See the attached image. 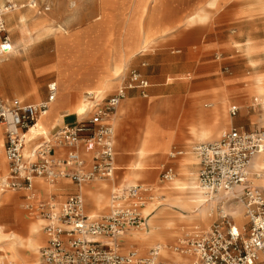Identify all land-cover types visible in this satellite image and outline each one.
<instances>
[{"label": "built area", "instance_id": "obj_1", "mask_svg": "<svg viewBox=\"0 0 264 264\" xmlns=\"http://www.w3.org/2000/svg\"><path fill=\"white\" fill-rule=\"evenodd\" d=\"M16 8L7 1L0 8V53L11 51L6 32L5 14ZM44 10H49L44 6ZM143 65H146L143 63ZM150 82L138 69L122 75L116 91L101 97L86 94L88 113L72 123L47 132L44 128L34 137L27 133L45 115L57 98V84L48 85V96L38 103L19 98H0V124L5 130L4 152L8 174L0 176V190H26L24 207L46 223L48 241L41 248L36 264H264V192L246 184L253 159L264 152V127L232 126L221 131L218 139L194 147L199 155V187L210 199L229 193L243 206L245 222L238 226L232 214L220 210L219 220L207 229L195 228L185 239L170 246L180 258L163 256L162 244L152 247L147 255L137 248L121 250L123 237L130 231L147 226L143 209L157 198V187L139 182L115 187L106 212L92 214L87 210L83 193L85 184L113 179L116 174V136L114 116L129 92L139 90L149 96ZM238 106L230 107L236 115ZM30 145L29 156L24 149ZM181 150H173L175 158ZM252 175L259 178L261 172ZM176 177L172 165L164 164L161 183ZM37 179L49 184L69 180L76 191L59 201L56 196L36 202L33 191Z\"/></svg>", "mask_w": 264, "mask_h": 264}, {"label": "bare ground", "instance_id": "obj_2", "mask_svg": "<svg viewBox=\"0 0 264 264\" xmlns=\"http://www.w3.org/2000/svg\"><path fill=\"white\" fill-rule=\"evenodd\" d=\"M92 1V0H89ZM258 4H264V0H253ZM163 0H100L101 13L95 21L92 19L91 11H79L78 0H70L68 6L66 1L59 8L51 13H45L31 22L26 13L20 9L28 7L33 9L36 4L33 0H28L20 5L17 3L16 9L9 11L6 15L8 22L14 18L15 23L9 24L7 30L17 33V40L10 53L0 54V85L9 86L14 92L19 93L21 99L28 96L23 92L31 89L34 100L41 98V80L48 74L53 73L58 77L57 97L50 106L49 111L42 115L38 123L31 127L27 133L28 138L35 136L39 127L47 130L53 129L61 122L63 115L56 110L59 103H63V110L66 113L76 114L83 118L88 113L86 103L87 93H97L101 96L107 95L120 85L122 75L132 58L151 48L158 39L172 34L176 27H180L181 21L175 26L164 25L157 21L156 15L159 5ZM226 0H207L203 6L198 7V11L188 16L186 24L204 22L208 18L207 8L219 10L224 6ZM0 0V8L3 6ZM129 12V14L127 13ZM62 19H52L53 15ZM150 14L147 19V15ZM120 17L122 23L113 27L116 18ZM87 23L84 31H73L77 25ZM98 24H105V30L101 37L94 36L93 27ZM118 31V32H117ZM116 33H118L116 43ZM43 37L51 38L53 50L46 49L41 55L31 56L28 53L30 42ZM104 43L116 52V59L108 73L100 76L92 87H84V74L91 69V47L94 44ZM244 51L249 57L253 53L264 50V45H257L251 39L243 43ZM254 67L256 62L250 60ZM77 67V69H75ZM175 78H169L174 80ZM180 80H189L191 76L179 77ZM245 88L231 94L234 97L256 96L263 103L264 108V72L251 75L245 82ZM80 88V94L76 101L72 99V92L75 88ZM231 95L227 93L223 98L212 102L214 121L204 124L201 127H192L191 132L196 134L198 139L207 140L210 136L219 138L221 131L227 128L231 122V117L227 112L228 102ZM130 107L131 104H128ZM157 105H153L152 110L147 112L148 119L141 133L142 143L135 153V161L129 171L124 175V180L128 185L136 184V181L147 174L149 170L163 166L157 164L155 158L159 154L171 153L173 144L178 141L183 132L184 123L167 122L152 116ZM243 107H248L246 102ZM121 108V105L119 106ZM118 112V111H117ZM261 122L264 123V113ZM195 147V146H194ZM25 156H29V148L24 149ZM166 162V161H165ZM182 167V177L174 178L165 187L168 198L155 203L150 202L143 209L145 215H149L147 228L141 230H130L124 237L127 246L141 247L152 243L162 244L165 248L163 256L177 258L180 257L171 251L169 241L176 242L187 233L185 230L200 225H209L214 217L219 202L226 200L230 203V212L234 216L238 226L245 222L242 204H235L229 193H220L216 197H209L199 187L196 166L200 162L197 153L185 152L174 160ZM0 165L3 171H8L7 160L3 151V136L0 132ZM260 171L261 177L252 175ZM6 175V174H5ZM68 182L69 180H65ZM39 194L44 196L45 191L51 190V185L42 179L38 180ZM139 183V182H138ZM254 184L264 189V152L257 155L250 166V175L246 184ZM109 187L107 182H99L89 186L88 196L93 200L96 207H101L106 199V190ZM21 199L14 190L5 192L0 190V207L10 205L0 215V219L8 218L12 221L18 231H7L6 225L0 223V264H34V259H29L39 252V248L44 245L43 224L46 221L37 217L29 223L24 222V217L19 212ZM226 204V203H225ZM162 207H160V206ZM179 207L181 213L175 208ZM187 213V214H185ZM179 220H184V224L178 225ZM177 226V228H175ZM178 238V239H177ZM125 249V248H124ZM9 262L5 263V260Z\"/></svg>", "mask_w": 264, "mask_h": 264}, {"label": "rangeland", "instance_id": "obj_3", "mask_svg": "<svg viewBox=\"0 0 264 264\" xmlns=\"http://www.w3.org/2000/svg\"><path fill=\"white\" fill-rule=\"evenodd\" d=\"M5 0H3L4 3ZM28 0H16L19 5ZM67 6L70 0H65ZM207 0H163L157 10L156 19L161 24L175 26L178 21H181L180 27H176L171 35L160 38L156 43L147 51L138 54L136 57L129 61L124 73L131 69H139L144 72L152 86L149 98L136 96L128 98L118 108V112L114 116V123L116 126V149L117 158L116 174L113 179L96 180L91 184L99 182L109 183L106 190L107 199L101 207H96L93 200L88 196L89 187L86 186L84 190L87 197V207L91 213H104L109 204L111 192L115 187L128 186L127 181L124 180V175L129 171L128 168L135 161V153L141 146L142 139L141 133L145 127V122L148 119L147 112L152 110L153 105H157L156 111L151 114L152 116L158 115L159 118L167 122H179L183 115L182 123L184 128L181 138L173 144L172 150H183L185 152L194 153V146L205 140L198 139L197 135L191 132L192 127H201L214 121L213 106L211 103L217 102L223 98L227 93L233 94L235 91L245 88V82L251 75L264 72V50H259L251 56H247L244 51L245 46L243 43L251 39L257 45H264V4H258L253 0H228L221 9L214 10L208 8V18L204 22H195L193 24H186L188 16L198 11L199 6H203ZM36 7L29 9L24 7L20 12L26 13L28 19H33L51 13L57 9L52 3H44L50 5L51 9L45 11L44 4L40 0H36ZM69 7V6H68ZM79 11H91L92 19L95 21L101 13L100 0H78ZM58 10V9H57ZM129 14V12L127 11ZM150 14L147 15V19ZM52 19L62 21L55 14ZM15 22H8L9 24ZM122 23L120 17L116 18L113 27L117 29L116 25ZM105 24H96L93 27L94 36L101 37L105 30ZM87 23L77 25L72 30L84 31ZM118 32V31H117ZM13 42L17 40V33L15 31L9 32ZM118 33H116L115 43ZM209 37L213 44L208 45ZM51 38L43 37L39 40L30 42L28 53L31 56L41 55L46 49L53 50ZM174 49H180V52H173ZM91 57V69L87 74H84V87H92L93 83L98 78L111 69L116 59V52L114 49L104 45V43L94 44L91 47V52L88 53ZM250 60L256 62L257 66L254 67ZM143 63L146 66H143ZM77 69V67H75ZM191 76L189 80H180L179 77ZM169 78H175L169 80ZM57 75L50 73L41 80V98L34 100L32 90H26L24 95L28 96L25 100L31 102H40L48 95V83L51 81H58ZM122 82V80H121ZM121 84V83H120ZM119 86V85H118ZM116 86V88L118 87ZM116 88L114 90H116ZM0 96L4 97H19V93L14 92L9 86L1 84ZM113 90V91H114ZM80 94V88L73 89L72 99L76 101ZM256 96H241L240 98L231 95V100L227 105V112L229 114V107L232 104H239L240 110L237 115L231 117V122L227 127L232 125H244L245 128H260L264 127L261 122L264 113L263 103L256 97L261 106L252 107L254 98ZM58 99V97H57ZM248 107H243L245 103ZM128 104H131L129 107ZM76 114L71 115L69 122L76 120ZM74 119V120H73ZM49 131V130H48ZM216 140L215 136H210L206 141ZM196 153V152H195ZM166 161V162H165ZM169 157L167 154H159L155 158L157 164H168ZM199 164L196 166L197 177L199 171ZM177 177H184L182 175V167L177 165ZM163 166L154 168L148 171L147 174L140 177L138 182L152 183L159 187L158 194L164 195L168 198L165 187L169 183H161L160 173ZM2 174H8L2 171ZM90 184V185H91ZM69 186H72L70 184ZM62 197L59 200H64ZM161 201L162 198H157L152 201L153 203ZM227 200V199H226ZM219 202L214 213V217L209 225H200L199 228L207 229L219 220L220 210L223 209L226 213L231 214V208L228 206L230 203ZM238 204L236 200H233ZM226 203V204H225ZM23 202L19 205V212L24 218L25 223H29L37 217H30L26 214L23 207ZM160 206V205H159ZM11 207L5 205L0 207V215L6 214L5 211ZM162 207V206H160ZM179 213V207L175 208ZM187 214V213H185ZM233 216V215H232ZM234 217V216H233ZM149 218V217H148ZM8 218L0 219V223L4 224ZM184 224V220H179L178 225ZM149 228V226H148ZM177 228V226L175 227ZM136 229V230H141ZM194 228L186 229L182 239H185ZM7 231H16L14 227L6 225ZM44 241L46 235L42 233ZM178 239V238H177ZM180 238L176 241L178 242ZM173 240L169 241L171 245L176 243ZM45 244V243H44ZM155 246V243L142 246L139 250L140 254L147 255L150 249ZM136 246H125L121 250L128 251ZM32 256V255H31ZM38 253L33 256L36 261ZM10 260H5L9 262ZM14 264H17L14 262Z\"/></svg>", "mask_w": 264, "mask_h": 264}, {"label": "crops", "instance_id": "obj_4", "mask_svg": "<svg viewBox=\"0 0 264 264\" xmlns=\"http://www.w3.org/2000/svg\"><path fill=\"white\" fill-rule=\"evenodd\" d=\"M7 1H13L16 5H17V3H16V0H5L4 1V3H3V5L2 6H4V4H6L7 3ZM33 1H35V4H36V0H33ZM43 4L44 3H52L53 5H54V7H57V8H59L60 7V5H62V3L64 4V1L65 0H40ZM227 1L228 0H226V2L224 3V5L225 4H227ZM37 5V4H36ZM44 6H48L49 7V10L51 9V6L50 5H45L44 4ZM44 6H43V9H44ZM36 7V6H35ZM16 9V8H15ZM15 9H12V10H15ZM208 9V8H207ZM12 10H10V11H12ZM49 10H47V11H49ZM9 12V11H8ZM7 12V13H8ZM7 13L5 14V16H4V19H5V24H6V32H7V34H8V36H9V38H10V40H11V43H12V49H11V51L13 50V48H14V42H13V40H12V38H11V36H10V34H9V31L7 30V18H6V15H7ZM10 23L11 22H15L14 21V18H11L10 19V21H9ZM18 37V36H17ZM211 37H209V41H208V45H211V44H213L212 43V41H211V39H210ZM10 51V52H11ZM10 52H8V53H10ZM173 52H180V49H174L173 50ZM1 54V53H0ZM7 54V53H6ZM2 55H4V54H1V56ZM143 66H146V65H143ZM139 70V69H138ZM140 71V70H139ZM128 71H126L125 73H123V75L124 74H126ZM142 72V71H141ZM147 78H148V76L144 73V72H142ZM148 80H149V78H148ZM51 82H56L55 80L54 81H51ZM51 82H49V83H51ZM149 82H150V80H149ZM49 83H48V85H49ZM95 83V82H94ZM93 83V84H94ZM56 84H57V82H56ZM1 86V85H0ZM120 86V85H119ZM118 86V87H119ZM151 86H152V84H151V82H150V87H149V89H148V91H149V96H150V93H151V91H150V89H151ZM117 87V88H118ZM77 87L75 86V88L74 89H76ZM116 88V89H117ZM1 90V89H0ZM57 90H58V84H57ZM116 90H114L113 92H111V93H109V94H107V95H104V96H101V97H105V96H108V95H110V94H112V93H114ZM97 94V93H96ZM99 95V94H98ZM48 96V95H47ZM136 96H140L139 95V90L138 89H134V90H131L130 92H129V96H128V98H133V97H136ZM149 96L147 97V98H149ZM141 97V96H140ZM0 98H5V99H11V98H19V99H21L20 97H4V96H0ZM47 98V97H46ZM45 98V99H46ZM127 98V99H128ZM45 99H42L41 101H43V100H45ZM57 99V98H56ZM22 100H25V99H22ZM26 102H29V103H38V102H31V101H27V100H25ZM232 105H236V106H238V112H239V110H240V105L239 104H232ZM231 105V106H232ZM230 106V107H231ZM258 106H261V103L259 102V100L255 97L254 98V103L252 104V107H258ZM63 107H64V104L63 103H59L57 106H56V110H59L60 111V115H63V117H62V120H61V122H59V124L57 125V126H55L54 128H59V127H61V126H63L64 124H66V123H72V122H69V119H71V115L72 114H70V113H66L64 110H63ZM230 107H229V114H230V116L231 117H233V116H235V115H231V113H230ZM119 108V107H118ZM117 111H118V109H117ZM237 112V113H238ZM117 113V112H116ZM116 115V114H115ZM237 115V114H236ZM74 120V119H73ZM114 126H115V123H114ZM232 126H237V125H232ZM231 126V127H232ZM231 127H227V128H231ZM237 127H244V125H238ZM53 128V129H54ZM45 129V128H44ZM53 129H51V130H47V129H45L47 132H51ZM224 129H226V128H224ZM223 129V130H224ZM0 132L2 133V136H3V151H4V143H5V130H4V128H3V126L0 124ZM115 136H116V126H115ZM218 139V138H217ZM117 140V139H116ZM214 141V140H213ZM205 142H208V141H205ZM115 146H116V143H115ZM28 148H30V145H28L27 146ZM194 150V149H193ZM182 151V153L181 154H179V155H177L175 158H170V156H169V154L170 153H168V157H169V165H172L173 167H174V170H175V175L177 176V169H176V167H177V165L179 166V164L178 163H175L174 162V160L176 159V158H178L179 156H181V155H183L184 154V151L183 150H181ZM4 155H5V152H4ZM5 158H6V156H5ZM116 158H117V149H116ZM7 160V159H6ZM117 163V162H116ZM7 165H8V162H7ZM200 166V165H199ZM117 169H118V167H117ZM116 169V170H117ZM2 168H1V165H0V176H5V175H3L2 174ZM8 172V171H7ZM6 172V173H7ZM198 173H199V171H198ZM176 178V177H175ZM38 180L39 179H37L36 181H35V184H34V189H33V191H34V193H35V196H36V198H37V200H36V202H44V201H47V200H49L50 198H51V196H56L57 197V199L59 200V199H61L62 197H64V198H66L67 197V194H69V193H72V192H74V191H76V186H74L71 182H66L65 180H63V181H60V182H58V183H56V184H49V183H47V184H49V185H51L52 187H51V190L50 191H45L46 192V194L44 195V196H40V192H39V187H38ZM144 183H147V182H144ZM70 184H72V186H69ZM91 183H88V184H85V186L83 187V193H84V196H85V200H86V206H88L87 205V197H86V195H85V192H84V190H86V186L87 187H89V186H93V184H91ZM150 184H152V183H150ZM152 185H154V184H152ZM154 186H156V185H154ZM157 187V186H156ZM258 187H260V186H258ZM159 187H157V190L159 191V189H158ZM260 189L264 192V189L263 188H261L260 187ZM7 191V190H6ZM3 192H5V191H3ZM14 192H16L17 193V195H18V197L22 200V202H23V205H24V203H25V195L27 194V191L26 190H14ZM162 198H164V195H162ZM59 201H61V200H59ZM110 201V200H109ZM109 205V204H108ZM24 207V206H23ZM107 208H108V206H107ZM24 209L26 210V208L24 207ZM87 210L90 212V210L88 209V207H87ZM91 213V212H90ZM26 214L27 215H29L30 217L32 216V217H37V215H33V214H31V213H29V211H27L26 210ZM93 214V213H92ZM97 214H99V213H97ZM148 217H149V215H147ZM24 218H25V216H24ZM28 218V217H27ZM27 218H25V219H27ZM4 225H7V226H10V227H14V228H16V226L14 225V223L12 222V221H10V220H6L5 221V223H4ZM44 225L45 224H43V232H44V234L46 235V241H45V244L43 245V246H45L46 245V243H47V241H48V236H47V234L45 233V231H44ZM147 226H148V220H147ZM147 226L145 227V228H147ZM195 228H197V227H195ZM194 228V229H195ZM199 228V227H198ZM17 229V228H16ZM17 231H18V229H17ZM122 243H123V246H122V248H124L125 246H126V239H125V237H123V239H122ZM157 245V244H156ZM43 246H41L40 248H39V252H38V258H37V260L34 262V264H36L39 260H40V253H41V248L43 247ZM171 246V245H170ZM154 247V246H153ZM121 248V249H122ZM138 249V248H137ZM139 250V249H138ZM32 254H29L28 255V258L29 259H33V255L31 256ZM167 257V256H166ZM168 258H171V257H168ZM175 259H177V258H175Z\"/></svg>", "mask_w": 264, "mask_h": 264}]
</instances>
